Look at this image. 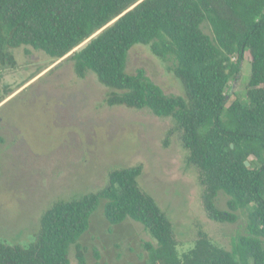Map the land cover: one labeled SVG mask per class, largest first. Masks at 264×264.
I'll return each instance as SVG.
<instances>
[{"label": "trees", "instance_id": "trees-1", "mask_svg": "<svg viewBox=\"0 0 264 264\" xmlns=\"http://www.w3.org/2000/svg\"><path fill=\"white\" fill-rule=\"evenodd\" d=\"M136 44L172 62L184 95L165 93L142 68L126 71ZM20 46L43 51L49 65L72 61L79 77L92 71L109 88L110 106L172 117L188 162L200 170L208 217L234 222L238 210L250 211L245 234L229 249L200 232L180 255L170 220L138 185L141 165L117 168L97 192L55 198L29 240L0 239V264H70L71 245L77 263L87 264L79 240L101 200L110 223L130 218L155 240L144 244L150 264H264V0H0V63L15 64L10 50ZM246 53V100L228 103L229 82ZM9 88L0 85V103ZM219 192L228 209L216 207Z\"/></svg>", "mask_w": 264, "mask_h": 264}, {"label": "rangeland", "instance_id": "rangeland-1", "mask_svg": "<svg viewBox=\"0 0 264 264\" xmlns=\"http://www.w3.org/2000/svg\"><path fill=\"white\" fill-rule=\"evenodd\" d=\"M203 29L212 34L206 24ZM10 52L15 64L0 63L1 87L14 90L0 103V239L29 240L38 231L41 213L55 198L97 192L111 170L138 164L142 168L138 185L170 220L180 255L200 232L227 249L233 238L245 234L250 207L238 210L234 222L208 217L200 170L188 162V150L172 117L155 115L148 108L106 104L109 88L92 71L77 76L72 61L49 65L50 58L30 46ZM249 61L246 53L240 74L229 82L228 103L246 100ZM171 63L154 55L149 45L136 44L128 51L125 66L130 73L142 68L167 94L184 95ZM227 199L219 192L216 207L228 209ZM103 201L79 240L86 263L150 264L144 244L156 245L155 240L130 218L110 223ZM68 257L70 264H78L72 245Z\"/></svg>", "mask_w": 264, "mask_h": 264}, {"label": "water", "instance_id": "water-1", "mask_svg": "<svg viewBox=\"0 0 264 264\" xmlns=\"http://www.w3.org/2000/svg\"><path fill=\"white\" fill-rule=\"evenodd\" d=\"M87 42H88V40L84 41V42H83L82 44H80L77 48H75V50L80 51L81 49H83V48L87 45ZM231 146H233V144H231ZM245 164L248 165L249 162L246 161Z\"/></svg>", "mask_w": 264, "mask_h": 264}]
</instances>
